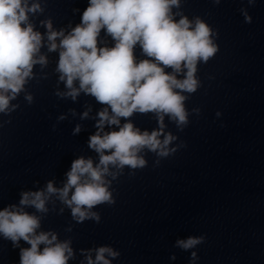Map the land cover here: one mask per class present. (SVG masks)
Instances as JSON below:
<instances>
[{"label":"clouds","instance_id":"9594fccd","mask_svg":"<svg viewBox=\"0 0 264 264\" xmlns=\"http://www.w3.org/2000/svg\"><path fill=\"white\" fill-rule=\"evenodd\" d=\"M178 3L179 0H89L81 24L69 35L64 36L63 32L48 35L50 50L57 48V36L63 37L59 45L62 50L58 71L70 90L67 95L74 99L84 91L109 106L112 112L110 116L105 108L98 113L99 131L89 138V147L100 155L99 165L94 167L90 158L76 159L62 189H55L51 182L47 185V192L58 191L60 198L71 207L73 217L81 222L89 216L86 209L113 202L103 180L108 165L143 167L146 161L138 153L145 147L151 151L160 149V155L168 154L158 139L159 131L140 132L128 122L118 131L101 135L106 122L118 126L119 118H128L138 111L156 112L161 122L162 114H168L179 124L187 123L185 97L175 89L195 92L197 63H207L218 48L204 22L197 19L193 27L186 17L178 22L173 19L171 8ZM38 7L34 4L29 8L25 0H0V111H5L10 99L21 91L33 65L44 62V57L39 61L35 58L41 46V35L27 23V13L35 12ZM246 19L250 22V17ZM101 29H106L115 40L114 47L98 48ZM138 43L151 59L136 62L133 50ZM165 68H172L173 72L167 73ZM182 68L187 69L186 76L178 80L175 73ZM75 81H79V88L74 87ZM75 131H79L78 126ZM171 139V136L166 137L163 145ZM106 151L110 154H105ZM73 188L71 199H67ZM43 197L42 192L23 193L20 205L46 211ZM91 215L99 220L95 213ZM39 226L38 217L23 208L10 206L0 210V234L14 245L21 239L30 245L21 249L20 264H67L72 255L68 242H56L57 237L52 233L37 234ZM201 239L190 237L177 244L187 250ZM41 244L45 245L43 250ZM106 252L116 255L109 248L101 247L96 261L109 264L104 256ZM88 264H93L91 258Z\"/></svg>","mask_w":264,"mask_h":264}]
</instances>
